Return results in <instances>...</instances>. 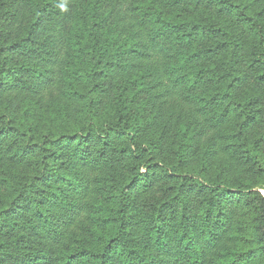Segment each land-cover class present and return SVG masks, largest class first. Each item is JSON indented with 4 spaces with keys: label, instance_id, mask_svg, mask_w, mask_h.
I'll return each mask as SVG.
<instances>
[{
    "label": "trees",
    "instance_id": "16d2710c",
    "mask_svg": "<svg viewBox=\"0 0 264 264\" xmlns=\"http://www.w3.org/2000/svg\"><path fill=\"white\" fill-rule=\"evenodd\" d=\"M262 92L264 0H0V262L264 264Z\"/></svg>",
    "mask_w": 264,
    "mask_h": 264
},
{
    "label": "rangeland",
    "instance_id": "374dc122",
    "mask_svg": "<svg viewBox=\"0 0 264 264\" xmlns=\"http://www.w3.org/2000/svg\"><path fill=\"white\" fill-rule=\"evenodd\" d=\"M244 53H246V49L244 50ZM240 68L245 70V66H244V62L243 61H241V63H240ZM246 73L248 75V78L246 79L243 88H247L250 85H253L255 83L254 82V73L252 71H250V70H246ZM117 85H118V78L116 76L113 77V78L107 79L106 87L108 88L109 92L106 95L99 94V98H100V101L102 103V109H105V107L109 103H112V101L114 100L113 99L114 98V92H115V88H116ZM260 95H261V104H262V107H263V119H264V92L260 93ZM143 96H144L143 97L144 99L148 100L149 93H144ZM155 104L156 105L160 104V101L159 100L153 101V105H155ZM177 104H179V103H177ZM160 108H162V109L164 108L165 114L168 112L165 109L166 108L165 105L163 107L160 106ZM263 126H260V128H259L262 132L264 131V127ZM95 175L96 174L92 173V172L89 174L88 177H89V180L91 182L94 180ZM0 192H2L1 189H0ZM261 192L264 194V189L263 188H261ZM154 195H158V191H157L156 188L152 189V191L148 195L145 194L144 198L152 197ZM28 232H30V231H29V227L26 226V224H23L22 228L18 230L19 234H23V233L25 234L23 237L22 236L19 237L20 238V245L28 247L29 249H35V250L41 248L43 246L42 244L45 243V242L42 241L40 237L34 236L33 234H30ZM16 255L18 256V259H12V260H8V261L0 262V264H26L25 259L23 260L22 252H16Z\"/></svg>",
    "mask_w": 264,
    "mask_h": 264
}]
</instances>
